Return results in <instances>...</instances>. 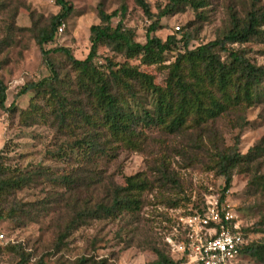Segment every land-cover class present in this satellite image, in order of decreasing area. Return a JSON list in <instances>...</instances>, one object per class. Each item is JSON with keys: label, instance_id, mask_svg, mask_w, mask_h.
Listing matches in <instances>:
<instances>
[{"label": "rangeland", "instance_id": "obj_1", "mask_svg": "<svg viewBox=\"0 0 264 264\" xmlns=\"http://www.w3.org/2000/svg\"><path fill=\"white\" fill-rule=\"evenodd\" d=\"M72 12L62 21L63 32L45 46L52 51L67 48L76 60L89 54L90 28L100 24L99 9L111 14L126 8L123 24L135 42L146 43L149 20L134 0H68ZM156 18L169 0H147ZM264 11V0H205L201 8L180 5L160 20L154 33L162 41L174 35L191 37L187 46L165 53L153 64L142 55L127 58L102 45L94 65L107 73L127 65L165 87L169 67L177 55L222 38L235 18L241 26L251 12ZM60 13L56 0H0V79L7 87L5 107H0V180L23 178L24 186L0 197V264H74L81 257L107 259L111 264H149L159 250L178 264L184 257L166 243L180 240V218L201 214L215 201L229 205L237 216L249 245H264V80L252 101L241 99L216 119L199 128L190 123L175 133L139 121L135 138L139 145L123 146L101 133L103 154L87 157L80 150L89 127L72 115L61 124L46 106L48 92H29L16 98L28 83L50 77L43 64L37 39L49 31ZM119 18L112 19L115 27ZM262 35L243 44L227 45L251 64L264 67ZM222 62L229 64L227 53ZM60 78L58 90L73 99L82 98L76 87L78 72L62 53H50ZM111 65V66H110ZM138 97L128 106L138 115L153 111V97L135 86ZM14 104V109L10 106ZM235 153L245 161L233 171L231 187L223 194L225 179L217 163ZM144 173L150 189L141 197L139 211L117 218H96L99 204H109L113 190L125 179ZM64 179L66 182H64ZM85 212L83 220L78 216ZM175 229L179 230L178 233ZM238 264H264L248 256Z\"/></svg>", "mask_w": 264, "mask_h": 264}, {"label": "trees", "instance_id": "obj_2", "mask_svg": "<svg viewBox=\"0 0 264 264\" xmlns=\"http://www.w3.org/2000/svg\"><path fill=\"white\" fill-rule=\"evenodd\" d=\"M136 5L143 10L151 25L147 29L146 43L141 45L134 40L131 30L125 28L123 21L126 8L123 6L111 14L99 9L100 24L90 28L91 47L86 59L76 60L69 49L58 48L52 51L45 46L52 43L62 21L67 19L72 12L68 0H56L60 13L52 20L49 31H42L37 39L39 52L50 70V77L37 83H28L21 88L16 96L19 98L29 92H48L50 98L46 106L51 108L54 117L63 126L70 116L75 115L89 131L80 150L86 148L87 157L103 154L101 140L103 135L115 143L123 146L138 148L136 141V126L139 121L149 122L155 126L175 133L190 123L199 128L202 124L216 119L224 113L230 105L244 99L252 101L256 90L264 80V67L255 66L242 54L229 51L227 45L243 44L251 38L262 35L261 27L264 25V11L251 12L241 26L235 18L232 19L231 28L222 37L193 51L185 50L177 55L175 62L169 67V76L165 87H158L153 83V78L139 72L136 68L127 65L107 73L101 72L94 65L98 48L105 45L112 50L123 53L127 58L143 56L144 64H153L162 56L179 46L182 41L185 46L191 37L183 36L178 41L174 35L162 41L154 33L160 26V20L172 13L180 5H190L201 8L205 0H169L168 5L155 18L151 13L147 0H134ZM118 17L119 22L115 27L111 25L112 19ZM221 53H227V65L222 62ZM62 53L70 65L77 70V83L82 98L69 100L63 91L58 90L60 85L59 74L54 64L48 59L50 53ZM111 66V65H110ZM153 97V111L143 112V116L136 114L129 106V100L136 99L138 94L135 86ZM7 100V87L0 79V107L4 108ZM14 109V104L10 106ZM138 143V144H137ZM245 161V156L238 153L220 156L217 163L220 174L225 179L223 194L231 187L233 171ZM68 179H64L66 182ZM23 178H3L0 180V197L4 193H11L24 186ZM150 183L144 173L125 179L124 185L116 187L112 192L110 203L96 206L93 216L96 218H117L123 214L135 213L142 205L141 197L150 189ZM85 212L78 216L83 220ZM243 232V229H242ZM244 233V232H243ZM157 259L149 264H178L165 253L155 250ZM251 257L264 261V245L252 244L245 246L241 251L242 257ZM22 257L17 264H26ZM37 264H44L39 261ZM74 264H111L107 259L81 257Z\"/></svg>", "mask_w": 264, "mask_h": 264}, {"label": "built area", "instance_id": "obj_3", "mask_svg": "<svg viewBox=\"0 0 264 264\" xmlns=\"http://www.w3.org/2000/svg\"><path fill=\"white\" fill-rule=\"evenodd\" d=\"M63 28V24L58 27V34ZM221 202L210 203L201 214L180 218V240L165 239L173 251L185 258L186 264H238L241 259L248 240L231 207Z\"/></svg>", "mask_w": 264, "mask_h": 264}]
</instances>
